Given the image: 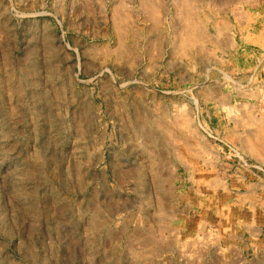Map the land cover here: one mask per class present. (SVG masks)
<instances>
[{
  "label": "rangeland",
  "instance_id": "obj_1",
  "mask_svg": "<svg viewBox=\"0 0 264 264\" xmlns=\"http://www.w3.org/2000/svg\"><path fill=\"white\" fill-rule=\"evenodd\" d=\"M153 1L0 0V264H264V0Z\"/></svg>",
  "mask_w": 264,
  "mask_h": 264
},
{
  "label": "bare ground",
  "instance_id": "obj_2",
  "mask_svg": "<svg viewBox=\"0 0 264 264\" xmlns=\"http://www.w3.org/2000/svg\"><path fill=\"white\" fill-rule=\"evenodd\" d=\"M145 0H143V4L145 3L144 2ZM152 3L154 2L153 0H150ZM240 1V0H239ZM146 2H147V0H146ZM156 2V1H155ZM218 3V2H217ZM219 3H221L220 1H219ZM146 4V3H145ZM182 4L184 5L185 4V1H183L182 2ZM147 5V4H146ZM156 5V4H155ZM154 5V6H155ZM190 5V4H189ZM185 6V5H184ZM191 6V5H190ZM145 7H147V6H145ZM144 7V8H145ZM183 7V6H182ZM187 7V6H186ZM193 7V6H192ZM149 8H150V6H149ZM149 8H147L148 10H149ZM190 8V7H189ZM151 9H153V8H151ZM150 9V12H153L152 10ZM188 9V8H187ZM191 9V8H190ZM189 9V10H190ZM194 9V8H193ZM148 10H147V12H148ZM154 10V9H153ZM156 10H158L157 8H156ZM182 10H185L186 11V8L184 7V9H182ZM146 10H144V12H145ZM155 11V10H154ZM179 11V10H178ZM146 12V13H147ZM150 12H149V14H146L145 16H149L148 17V22L151 20V19H153V18H155V19H158V15L156 14H154V15H152L151 16V14H150ZM191 12H193V10L191 11ZM154 13V12H153ZM176 13H177V11H176ZM189 12L187 11V12H184V11H181L180 10V12H179V15L180 16H182V18H184V17H186L185 19V21L186 22H184L185 24L184 25H182V26H180V29H181V33H179L178 35H175V37H174V41H173V43L174 44H179L180 46H185V47H188L189 48V46L191 45H193V44H196V43H198V45L200 44V37L198 38V35H203L204 33H202V28H201V25L198 23V22H196L195 20H193L192 19V16L191 17H188L187 16V14H188ZM186 14V15H185ZM177 15V14H176ZM185 15V16H184ZM189 15V14H188ZM150 16H151V18H150ZM154 16V17H153ZM156 16V17H155ZM153 17V18H152ZM188 17V18H187ZM118 18V17H117ZM120 18V17H119ZM118 18V19H119ZM149 18H150V20H149ZM181 18V17H180ZM182 18H181V20H182ZM146 18H144V20H145ZM117 20V19H116ZM121 20V19H120ZM159 20V19H158ZM121 21H123V20H121ZM154 21V20H153ZM152 21V22H153ZM184 21V20H183ZM182 21V22H183ZM155 22V21H154ZM150 23H151V21H150ZM152 24V23H151ZM150 24V25H151ZM118 25V24H117ZM149 25V27H150V29H151V26ZM158 25V24H157ZM160 25V24H159ZM155 26V25H154ZM154 26H153V30H154ZM162 26V25H161ZM118 27V26H117ZM123 27V26H122ZM122 27L120 26V24H119V27L118 28H121L122 29ZM127 27V26H126ZM128 28V27H127ZM143 28V27H142ZM124 29V28H123ZM136 29V28H135ZM138 29H140V28H138ZM147 29H149V28H146V30ZM158 29V28H157ZM222 29V28H221ZM117 30H119V29H117ZM137 30V29H136ZM224 30H226V29H224ZM123 31V30H122ZM145 31V30H144ZM160 31V30H159ZM152 32V31H151ZM163 32V31H162ZM225 32L226 31H217V30H215V33H217L219 36H221L220 38H219V36H217L218 38H217V40H215V38L213 39L214 41H212V40H210L212 43L211 44H215L214 46H216L215 48H217L218 50L221 48V49H223V44H225L226 43V46H227V42H225L226 41V39L224 40V37L226 36L225 35ZM129 33V32H128ZM127 33V34H128ZM135 33V32H134ZM119 34H122V33H119ZM126 34V35H127ZM146 34V33H145ZM131 35V34H130ZM133 35V34H132ZM148 35V34H147ZM147 35H146V37H147ZM161 35V34H160ZM154 37H156L155 35H154ZM160 38L162 37V36H159ZM203 37L205 38V36H202V40H203ZM129 38V37H128ZM131 38V37H130ZM157 38V37H156ZM146 39V38H145ZM131 40V39H130ZM156 40V39H155ZM204 40H206V39H204ZM147 41V40H146ZM209 41V39H207V41L206 42H208ZM202 42V41H201ZM146 43V42H145ZM149 44V43H148ZM204 44V43H203ZM191 46H190V48H191ZM185 47L184 48H182V47H180L181 48V50L182 49H185ZM202 47V46H201ZM197 48V50L199 49L198 47H196ZM202 48H204V47H202ZM201 48V49H202ZM228 48V47H227ZM205 49V48H204ZM204 49H203V51H204ZM220 49V50H221ZM224 49H225V47H224ZM200 50V49H199ZM216 50V49H215ZM150 51V50H149ZM148 52V51H147ZM199 53V52H198ZM257 120H255V123L256 124H259L258 123V121L256 122ZM260 122V121H259ZM263 127V126H262ZM256 135V134H255ZM256 137V136H255ZM257 138H258V135H257V137H256V140H257ZM260 140V139H259ZM262 153V152H261ZM261 153H259L260 155H262ZM258 155V154H257ZM259 156V155H258Z\"/></svg>",
  "mask_w": 264,
  "mask_h": 264
},
{
  "label": "crops",
  "instance_id": "obj_3",
  "mask_svg": "<svg viewBox=\"0 0 264 264\" xmlns=\"http://www.w3.org/2000/svg\"><path fill=\"white\" fill-rule=\"evenodd\" d=\"M229 31V30H228Z\"/></svg>",
  "mask_w": 264,
  "mask_h": 264
}]
</instances>
